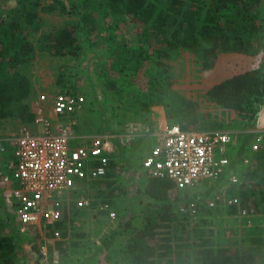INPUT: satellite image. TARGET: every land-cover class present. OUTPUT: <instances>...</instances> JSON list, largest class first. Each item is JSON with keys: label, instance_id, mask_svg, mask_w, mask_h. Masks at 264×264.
<instances>
[{"label": "rangeland", "instance_id": "1", "mask_svg": "<svg viewBox=\"0 0 264 264\" xmlns=\"http://www.w3.org/2000/svg\"><path fill=\"white\" fill-rule=\"evenodd\" d=\"M55 1L57 0H41V4L46 6ZM71 1L75 0H63L65 10L57 8L46 11L39 8L42 27L39 31L30 32L35 53L32 60L20 69L32 81L31 94L26 101L35 118L40 115L49 116L57 92L72 86V91L83 94L86 100L85 109L80 110L77 116L80 136L87 139L110 135L115 142L119 138L128 146L131 145L134 151L131 153L130 147H127L125 152L129 154L123 161L127 169H123L115 178L119 187L118 195L110 201L117 216L111 219L99 210L100 204L107 203L103 197L108 189L104 184L92 182L71 193V203H66L64 209V213H67L65 231L60 229V237L50 236L51 229L45 225L21 231L14 210L10 212L11 219L8 218L1 201L0 232L2 236H12L24 245L22 251L17 248L19 252L16 264H127L122 253V236H117L112 241L114 246L103 251L100 248L103 247L102 241L110 235L116 221L117 225L130 219L135 213L138 189L143 188L146 181L139 172L140 162L151 150V141L163 131L164 125L169 123L168 117L178 113L177 109L182 110L180 113L185 109L193 121L189 126L191 129L228 131L235 136L237 145L241 146L245 140L248 143L256 140V130L260 126L259 121L264 118V109L254 126L246 125L245 121L250 114L226 109L208 96L209 85L204 84L206 76L203 73V54L207 46L204 42L199 48L179 47L166 50V54L160 59L163 63L161 66L154 64L155 60L147 62L150 59H145L143 66L153 72L151 76L144 74V70L137 74L127 73V66L123 61L125 45L140 39L141 27L124 21L104 6L95 4L72 9ZM16 2L17 0H0V14H6ZM214 2L216 0H207V5L215 4ZM258 18L264 24V0H260L258 4ZM180 19L183 21L186 18L181 15ZM69 21H76L81 26V51L76 56L64 57H55L41 51V37L60 30ZM61 74L66 84L56 85ZM158 102L160 104H157ZM155 114H158L157 120ZM16 122L22 124L19 120ZM8 123L9 120L0 119V129L15 125ZM17 129L9 128L0 134L7 135ZM261 144L263 147L264 140ZM229 155L237 160L240 157L237 148H229ZM253 162L251 159L250 165ZM240 163L237 173L241 177L245 166ZM3 189L4 185L0 180V190ZM205 191L206 187L202 185L195 191L196 196ZM179 193L183 195L184 192ZM223 196L221 194L217 212L208 209L207 200H201V222L198 224L204 231L203 236L208 234L212 237L215 247L230 252L235 249L243 251L253 245L252 247L259 250L260 259L251 263L264 264V239L258 243V234L253 231L264 222L244 221L230 211L227 204L229 199ZM84 197L90 203L86 207L77 204L78 200ZM141 217L145 219L141 214L139 220ZM175 221L170 224L160 223L156 234L157 253L149 264H195L194 256L199 249L195 243L194 230L197 225L192 219L189 222L179 219ZM262 231L264 238V229ZM60 241L65 242L62 248L57 247ZM44 245L47 246L46 256L42 249ZM52 249L60 251L57 261L50 256Z\"/></svg>", "mask_w": 264, "mask_h": 264}, {"label": "trees", "instance_id": "2", "mask_svg": "<svg viewBox=\"0 0 264 264\" xmlns=\"http://www.w3.org/2000/svg\"><path fill=\"white\" fill-rule=\"evenodd\" d=\"M259 2L260 0H216L215 4L208 6L207 0H75L71 1V7L76 9L95 4L104 6L124 21L141 27L140 39L125 45L123 61L127 66V73L137 74L144 70V74L151 76L153 72L143 66L145 59H150L147 62L155 60L153 63L161 66L163 63L160 59L166 54V50L179 47L194 49L202 47L203 42L206 43L203 73L206 76L204 84L209 85L208 96L219 106L250 114L245 123L254 126L264 109V24L258 18ZM39 8L46 11L57 8L65 10L66 5L63 0L51 2L46 6L41 4V0H17L10 11L0 14V119L9 120L8 124L18 125H15V128L23 124L29 125L35 119V114L26 101L31 94L32 81L20 69L32 60L35 53L30 32L39 31L42 27ZM181 15L186 19L181 21ZM80 31V24L69 21L60 30L43 35L39 49L55 57L76 56L82 49ZM65 84L66 80L61 74L56 85ZM73 88L71 86L68 90L72 91ZM84 109L85 105L81 110ZM176 111L178 113L168 117L170 124L176 123L183 129L194 130L189 127L193 123L189 117L190 113L185 109L182 113L181 109ZM18 120L22 124H18ZM115 143L117 150L110 161L107 177L92 181L93 184L106 185L108 192L103 200L109 203L118 195L119 187L115 178L123 169H127L123 161L129 152L125 150L130 147L131 153L134 151L131 145L128 146L119 138ZM248 145L247 140L243 141L238 153H247L254 162L242 170L241 183L231 185L225 194L227 198L239 197L240 207L255 208L256 214L243 217L244 221L254 220L257 223L260 220L263 223L264 146L254 152ZM145 178L144 187L138 189L135 213L130 219L117 225L116 221L110 235L102 241V251L114 246L112 241L117 236H122V253L127 264H149L157 253L156 234L160 223L170 224L178 219L189 222L191 217L183 215L181 208H186L189 203L194 202L199 211L198 216L192 219L197 225L194 230L195 243L199 248L194 256L195 264H254L251 261L260 259L259 250L252 247L253 245L243 251L235 249L230 252L215 247L212 237L208 234L203 236L204 231L198 224L201 222V200H207L208 206L213 193L220 188L218 180L205 183L206 191L196 196L195 191L202 186L194 189L195 191L183 190L182 195L176 184L168 178ZM0 194L5 214L10 218V212L15 206L5 203V190H0ZM228 207L233 214L238 215V206ZM217 210L216 208L211 211ZM66 214L64 213L61 221L49 225L50 236L55 237L56 230L65 231ZM141 214L146 219L144 224L139 220L136 222ZM197 220L200 221L196 222ZM263 224L253 229L255 234H258V243L264 239ZM64 244V241H60L57 247L62 248ZM23 246L14 237L2 236L0 232V264H16L19 252L17 248L22 251ZM50 256L53 258V251Z\"/></svg>", "mask_w": 264, "mask_h": 264}, {"label": "built area", "instance_id": "3", "mask_svg": "<svg viewBox=\"0 0 264 264\" xmlns=\"http://www.w3.org/2000/svg\"><path fill=\"white\" fill-rule=\"evenodd\" d=\"M85 103L83 94L60 89L49 116H37L29 125H20L7 135L0 134V180L6 187L3 189L6 202L15 206L14 213L23 232L33 226H49L61 221L66 203H71V193L108 175L116 143L110 135L87 139L80 136L77 116ZM259 123L256 140L248 143L254 152L261 148L264 140V118ZM156 139L142 161L140 174L168 178L180 191L198 189L218 180L220 189L213 193L209 210L217 208L221 193L226 197L225 191L231 185L241 183L237 173L240 162L245 168L251 163L245 152L239 153L238 160L229 155V148L239 150L240 146L228 131L187 130L169 122ZM228 199V206L239 207L240 218L256 214L253 207H240L239 197ZM77 204L86 207L90 203L84 197ZM99 210L111 219L117 216L108 202L100 204ZM181 212L191 219L199 214L194 202L181 208ZM55 235L60 237V230H56ZM42 249L46 256L47 246ZM59 258L60 251L54 249L53 259Z\"/></svg>", "mask_w": 264, "mask_h": 264}, {"label": "crops", "instance_id": "4", "mask_svg": "<svg viewBox=\"0 0 264 264\" xmlns=\"http://www.w3.org/2000/svg\"><path fill=\"white\" fill-rule=\"evenodd\" d=\"M157 117H158V114H155V120H157ZM162 118V117H161ZM166 122V121H165ZM164 122V123H165ZM16 125V124H15ZM15 125H9V126H6V127H3L2 129H0V132H2V133H5L6 131H7V129H9V128H14V127H16ZM164 128H165V125H164ZM161 133V132H160ZM158 136V135H157ZM157 136H156V138H157ZM153 139L152 141H151V146L153 147L155 144H156V140L157 139ZM152 149V148H151ZM151 152V150L143 157V159L149 154ZM143 159L141 160V162H140V167H141V164H142V161H143ZM5 187V186H4ZM6 188V187H5ZM139 219H136V222L138 221ZM139 222L140 223H145V219H143L142 217H141V219L139 220Z\"/></svg>", "mask_w": 264, "mask_h": 264}]
</instances>
